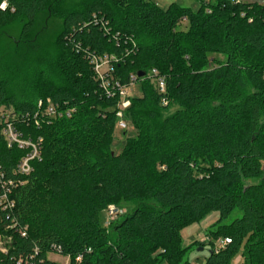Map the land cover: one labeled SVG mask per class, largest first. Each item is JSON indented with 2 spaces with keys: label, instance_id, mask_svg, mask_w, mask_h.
Returning <instances> with one entry per match:
<instances>
[{
  "label": "trees",
  "instance_id": "1",
  "mask_svg": "<svg viewBox=\"0 0 264 264\" xmlns=\"http://www.w3.org/2000/svg\"><path fill=\"white\" fill-rule=\"evenodd\" d=\"M6 1L14 12L0 10V34L14 23L20 33L1 65L0 110L16 115L24 139L42 143L32 172L15 175L28 151L8 147L0 125V190L5 180L18 184L15 208L0 211V238L10 241L0 264H57L52 253L70 264H192L193 246L208 247L204 264H264V5L199 0L193 11L92 0L64 10L63 0ZM43 16L61 17L62 28L56 53L33 59L29 80L20 63ZM93 55H114L125 85L145 73L137 80L142 96L125 111L137 135L119 154L118 100L96 81ZM153 70L165 78L167 107L178 108L166 118ZM47 99L74 114L43 117L38 102ZM121 203L132 212L105 227L101 214ZM211 214L218 219L208 242L184 248L183 231Z\"/></svg>",
  "mask_w": 264,
  "mask_h": 264
},
{
  "label": "rangeland",
  "instance_id": "2",
  "mask_svg": "<svg viewBox=\"0 0 264 264\" xmlns=\"http://www.w3.org/2000/svg\"><path fill=\"white\" fill-rule=\"evenodd\" d=\"M92 0H63L62 9L64 10H76L82 8L83 5L86 3L91 2ZM152 3H154L156 6H158L161 9H167L172 3L179 4L182 7L190 8L193 11H197L200 7L199 0H150ZM213 1V0H212ZM245 3H259L261 5H264V0H241ZM63 19L61 17H55V18H48L46 16H43L40 18L38 27L39 31L41 30V33L39 37L35 38L34 42H32V49L33 51H30L28 57L26 56L25 59L20 63L22 69L25 71L27 77L30 80L31 73H34L33 70H35L34 60L35 58L40 59L41 56H51L56 53V50L54 48L53 42L55 41L56 37L59 35L61 28H62ZM187 27V23L183 22L180 25V29L185 30ZM20 33V27L16 23L12 24L11 26L7 27L4 32L0 34V71L2 70L1 65H3L7 58H11L10 56H13L11 50L14 48L15 40L18 38ZM32 52V53H31ZM36 55H38L36 57ZM15 58V57H14ZM34 59V60H33ZM211 59H213L216 62L224 63L225 57L220 54H215L211 56ZM17 62V60H15ZM210 67H215V64H211ZM12 68H16L17 66L14 65ZM31 68V69H30ZM151 85L154 87V89H157V83L155 79H150ZM25 89V92L28 93L31 89L30 86H27ZM142 96V90H141V84L135 83L130 88V98H139ZM178 108L175 106H169L167 107L166 111L163 112L162 118H166L170 115H172ZM11 110H6L5 108H1L0 113L3 115H10ZM126 120V119H125ZM127 124L126 130H121L117 127H115V133H114V143H113V150L116 154H119L127 140V138L135 137L137 135L136 130L133 128L131 121L126 120ZM111 208L116 209L114 213L111 215L109 213V210ZM133 206L127 203H121L119 205H110L102 214L101 219L102 223L105 227L109 226L107 225V221H114L117 219H122L124 216H127L130 214L133 210ZM218 219L217 214H211L209 215L204 221H202L200 224L194 225L192 227H189L188 229L183 231V239H184V245L183 247L186 248L189 245L195 243L198 241L199 243H207L208 238L206 236V231L208 228H210ZM191 240H189V239ZM196 239V240H195ZM195 240V241H194ZM187 243V244H185ZM10 244L9 239H3L2 240V247L6 248L7 245ZM198 246H193V250L188 253L190 255V258L192 260V264H204L205 259H203L202 256H207L209 254L208 247L205 248L203 251H198L200 248H196ZM51 261L56 262L57 264H70V258L61 256L57 253L49 254L48 256ZM197 257H202L201 259H196ZM238 259H235L234 264H238Z\"/></svg>",
  "mask_w": 264,
  "mask_h": 264
},
{
  "label": "built area",
  "instance_id": "3",
  "mask_svg": "<svg viewBox=\"0 0 264 264\" xmlns=\"http://www.w3.org/2000/svg\"><path fill=\"white\" fill-rule=\"evenodd\" d=\"M1 11L14 12L13 8L9 7V4L6 0L0 3ZM107 26V23L104 24ZM117 58L114 55H93L90 57V64L92 65L93 72L95 74V79L99 83L100 88L103 90L105 96L110 99H117V127L121 130L127 129V124L125 120V111L131 106L130 98V88L133 84L137 83L138 75L131 74L129 79V84L125 85L121 80L116 76L115 64ZM152 79L156 80L157 83V92L162 96V105L167 107L169 105L168 99L164 97L167 93L166 81L163 76H161L157 70L152 71ZM38 108L40 110V115L42 113L43 117H47L49 120H56L62 118H70L74 114L75 110L68 108L65 104L63 109L55 106L50 99L38 102ZM38 114L36 115V125L39 126L40 121L38 120ZM12 119H16V115L12 112L10 115H3L0 113V125H2L1 131L2 135L10 148H17L19 150L28 151V154L17 164L14 169L15 175L27 176L32 172L31 162L34 159L40 157L41 152V143L42 139L37 140L24 139L22 134L17 130L15 123ZM1 173V178H3ZM18 184L14 180H5L2 185V190H0V211H8L15 208V201L12 199V188H16ZM116 209L111 208L109 213L112 215ZM110 221H107L109 225ZM2 238H0V251L6 252L7 249L2 247ZM230 241L226 240L219 244V248H224ZM57 252H60V248H55ZM81 261V257L77 259ZM17 264H30L29 262H23L19 260Z\"/></svg>",
  "mask_w": 264,
  "mask_h": 264
},
{
  "label": "crops",
  "instance_id": "4",
  "mask_svg": "<svg viewBox=\"0 0 264 264\" xmlns=\"http://www.w3.org/2000/svg\"><path fill=\"white\" fill-rule=\"evenodd\" d=\"M188 239H189V238H188ZM189 240H191V239H189ZM195 240H196V239H195ZM195 240H194V241H195ZM191 241H192V240H191ZM184 242H185V241H184ZM185 244H187V243H185ZM202 257H203V259H205L206 256H202ZM202 257H197L196 259L198 260V259H201ZM48 258H49V257H48ZM49 259H50V258H49ZM50 260H51V259H50ZM238 260H239V261H238V264H241V259L239 258Z\"/></svg>",
  "mask_w": 264,
  "mask_h": 264
},
{
  "label": "water",
  "instance_id": "5",
  "mask_svg": "<svg viewBox=\"0 0 264 264\" xmlns=\"http://www.w3.org/2000/svg\"><path fill=\"white\" fill-rule=\"evenodd\" d=\"M145 75V73L144 72H139L138 73V76L139 77H143ZM204 250V248H200V249H198V251H203Z\"/></svg>",
  "mask_w": 264,
  "mask_h": 264
}]
</instances>
